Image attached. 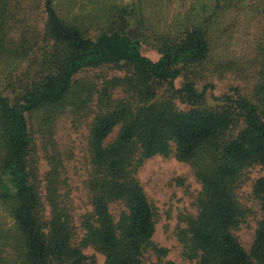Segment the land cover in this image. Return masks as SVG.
Masks as SVG:
<instances>
[{
    "label": "trees",
    "instance_id": "16d2710c",
    "mask_svg": "<svg viewBox=\"0 0 264 264\" xmlns=\"http://www.w3.org/2000/svg\"><path fill=\"white\" fill-rule=\"evenodd\" d=\"M10 1L0 0V62L22 64L39 40L43 46L29 80L18 86L8 75L0 80V203L12 219L8 226L0 223V264H95L84 252L88 247L103 254L104 264H143L147 251L166 256L167 249L152 240L155 211L136 173L146 159L170 154L190 163L201 184L196 214L176 230L184 257L196 264H264V175L252 188L262 218L249 251L234 234L245 217L236 195L241 175L255 164L264 169V39L256 45L253 98L224 93L211 107L202 105L210 85L199 90L191 78L214 52L211 16L200 13L186 31L161 35L160 56L151 60L141 53L139 40L126 34L132 21L146 28L140 0L106 10L93 37L64 16L56 0H43L40 38L14 35ZM108 64L124 67L125 73L100 83L77 77ZM180 76L184 82L176 88ZM164 83L167 94L158 98ZM117 91L120 97H114ZM177 98L189 107L179 109ZM93 103L83 181L91 209L81 215L77 243L64 175L67 157L54 139V125L66 113L77 121L89 116ZM38 149L47 165L42 177ZM111 205H118L117 216Z\"/></svg>",
    "mask_w": 264,
    "mask_h": 264
},
{
    "label": "rangeland",
    "instance_id": "374dc122",
    "mask_svg": "<svg viewBox=\"0 0 264 264\" xmlns=\"http://www.w3.org/2000/svg\"><path fill=\"white\" fill-rule=\"evenodd\" d=\"M146 7L148 21L146 28H141L133 21L126 27V34L134 40H139L140 51L151 60H157L160 53L157 49L161 35H174L186 31L200 13L211 16V39L214 52L204 68L191 77L197 89L207 87L205 100L202 105L214 107L219 101L215 99L224 93L238 92L247 98H253V90L258 80L259 63L257 61L256 45L264 39V0H238L226 2L220 0H140ZM137 0H56L59 11L69 19L86 27L93 37L98 28L104 23L106 10L121 5H132ZM13 11L12 31L17 36L24 33L28 36L42 35L45 13L42 9L43 0H11ZM42 43L30 54L22 64L10 61L9 65L0 62V80L3 74L9 76V81L18 86L39 68L42 60ZM229 61V66H227ZM5 66V67H3ZM4 71V73H3ZM124 67L112 64L102 65L81 71L77 77L91 79L100 83L112 76L123 75ZM184 82V76L174 81V87L179 88ZM3 81L0 87L3 88ZM24 83V82H23ZM168 84L158 87V98L166 95ZM121 92L114 93L120 97ZM175 104L179 109H187L188 104L178 98ZM95 103L92 104L89 116L78 119L66 113L57 118L54 125V139L59 149L66 154L65 172L68 187V203L75 227L74 242L80 240L83 230L80 225L81 215L91 209L88 194L83 181L89 168L87 139L91 120L95 114ZM29 120V127L33 132L35 119ZM118 128L109 135L115 137ZM39 147L40 139L34 134ZM173 148V147H172ZM38 169L40 177L47 169L42 152L38 149ZM264 175V169L258 165L247 167L241 175V182L236 195L240 205L245 210V217L237 229L235 236L246 251L250 250L255 231L262 218L259 200L254 196L253 184ZM136 177L142 185L148 201L152 205L156 224L152 240L160 247L167 249L166 256L159 258L152 251L143 255V264H196L195 260L185 258L183 244L176 236L178 227L185 226L183 219L196 214V198L201 190V184L195 176L192 165L179 161L173 154L169 156L155 155L146 159L138 168ZM112 213L117 216L118 205H111ZM0 223L8 226L12 223L9 213L0 203ZM84 252L95 259V264H104V256L93 248H86Z\"/></svg>",
    "mask_w": 264,
    "mask_h": 264
},
{
    "label": "water",
    "instance_id": "95a60500",
    "mask_svg": "<svg viewBox=\"0 0 264 264\" xmlns=\"http://www.w3.org/2000/svg\"><path fill=\"white\" fill-rule=\"evenodd\" d=\"M132 38V37H131ZM133 39V38H132Z\"/></svg>",
    "mask_w": 264,
    "mask_h": 264
}]
</instances>
